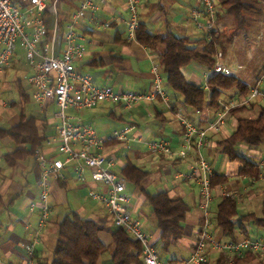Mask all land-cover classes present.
Wrapping results in <instances>:
<instances>
[{
  "label": "crops",
  "instance_id": "0c3cea01",
  "mask_svg": "<svg viewBox=\"0 0 264 264\" xmlns=\"http://www.w3.org/2000/svg\"><path fill=\"white\" fill-rule=\"evenodd\" d=\"M162 1L164 4H162ZM79 2L80 0H72V4L67 10L60 9L59 11L57 8L56 21L59 30L55 53H59L63 46L61 35L71 22V14ZM193 7L201 8L197 0H141L138 8L139 23L144 24L147 30L152 33L163 34L169 30L178 36L187 37L191 42L190 45H196L200 50L202 46L199 40L204 35L197 30L195 21L190 17L189 11ZM127 17L128 11L123 0H106L96 19L89 20L86 17L76 21L75 29L82 35V39L78 41L85 48V54L76 63V69L81 73L90 75L93 82L99 86L109 85L114 90L143 91L152 82L154 76L152 67L154 64L158 65L160 49L141 45L137 40H128L125 24ZM257 19H260V16H256L253 20L256 21ZM46 20L48 30L51 32L55 25V18L48 15ZM199 20H204L202 14H200ZM227 20L229 19L219 18L218 21H215V29L224 31L227 22H230V20ZM104 22L109 23L108 27L101 25ZM224 56L223 51L221 63L230 68ZM14 59L15 57H13L10 65L0 72V93L6 89L5 82L7 79L15 75L21 104L17 109L15 102L0 98V123L1 121L8 123L7 126L0 124V128L6 129L18 124L21 115L26 118L34 117L39 132L44 138L33 155H28L15 165L10 166L5 161L4 155L13 151L16 145L8 136L0 137V264H27L22 244L32 240L39 217L37 209L32 212L28 209L29 203L37 199V181L41 174V167L36 161L35 153L40 151L46 157L63 159V155L57 152V143L54 140L56 119L53 115L56 111V105L52 101L48 102L43 108L38 107L33 100V86L29 85L30 92H27L22 88L21 83V76L28 81L33 68L26 61L20 67H16ZM231 70L233 75L249 88L256 84L260 75L257 74L258 69L243 70L241 64H238L236 69ZM208 71V69L196 63H190L181 68L186 80L202 86H206L209 76ZM159 72L162 75L160 68ZM262 85L264 83L260 85V88H264ZM236 93V89L226 91L221 99H228ZM170 96L172 108L183 107L180 95L170 93ZM260 104H264V102H256L253 104V108H248L244 112L254 109L255 113L256 110H259ZM183 109L188 119L200 126H205L215 112L207 105L201 111L185 107ZM68 113L71 116L76 115L80 120L93 123L97 132L103 136L108 135L113 130L131 125L132 128L127 134V141L109 142L103 150L105 154L115 158L114 170L116 172L121 173L124 165L132 163L147 172L145 178L147 180L153 176L151 171L153 167L162 170L165 176L171 173V167L174 179L182 180L183 183H176L167 179H159L157 186L154 187L155 190L151 192L147 189L144 179L142 187L149 194L166 191L170 197L181 198L188 205L183 223V236L176 244L170 246L167 252L160 251L154 246L162 259H167L172 264H183L188 257L194 235L202 224V211L198 207V185L192 180L179 177L178 173L189 171L190 164L195 160V152L191 150L186 158H180L152 153L145 146L147 141L164 138L173 150L181 148L183 127L175 117L174 111L168 110L159 100H155L151 103L139 102L131 108L103 102L96 107L84 109L79 113L73 110H69ZM1 116H4V118H1ZM237 117L238 115L228 117L222 134L208 133L206 144L200 150L204 159L216 172V175L226 178L224 183L213 187L210 217H212L213 202L223 198L221 196L223 190L230 193L232 198L237 201L238 214L240 210L251 213L255 208L254 203L256 202V205L261 203L257 199V193L260 189L256 186L260 181H264V173L258 181L239 174L242 167L241 163L230 161L222 154L217 144L219 139L227 137L235 130ZM241 152L246 156L264 158L261 151L257 149L242 147ZM146 167H149V169H146ZM89 174L90 170L87 169V180L84 182L79 181L76 178L73 165L65 164L61 171L62 178L50 179L48 203L51 212L46 227L41 232L35 245L33 264H50L56 240L57 224L66 212L74 211L80 216L111 227L112 223L108 210L102 203L94 199H89L85 203L83 201V199L87 200L86 195L89 187L99 190L102 186L100 183L91 182ZM126 193L129 196L128 208L132 216L141 222L150 241L156 243L160 231L151 207L145 199L144 192L127 181ZM237 223L239 222L237 221ZM243 228L237 226L234 230V236L239 238L243 236L251 237L250 232L252 231L260 233L261 236L258 237L262 238L264 236V229H259L260 227L247 229L243 225ZM210 231L218 239H228L221 229L216 228L213 223ZM99 238L105 245L109 244L112 239L108 229L101 231ZM181 250L185 251V254H181ZM218 255L219 253L213 250L208 252L211 261L216 260ZM109 256V253L102 255L98 260V264H103L104 261L109 259ZM252 263L254 262L246 264Z\"/></svg>",
  "mask_w": 264,
  "mask_h": 264
},
{
  "label": "built area",
  "instance_id": "2783aa9c",
  "mask_svg": "<svg viewBox=\"0 0 264 264\" xmlns=\"http://www.w3.org/2000/svg\"><path fill=\"white\" fill-rule=\"evenodd\" d=\"M59 0H0V72L8 67L15 55L16 46L23 50L26 63L33 68L28 82L33 86V100L38 107L43 108L48 102H54L56 111L57 152L63 159L46 157L42 152L35 153L36 161L41 167V174L37 181V199L30 202V212L38 210L39 217L33 238L22 244L27 264H33L35 245L41 232L45 229L50 216L48 203L50 193V179L62 178L61 171L65 164H72L79 181H86V170H90L91 182L100 183L99 190L89 187L87 196L102 203L108 210L113 225L123 228L140 244V257L143 264H172L162 259L157 249L152 245L148 234L141 222L132 216L129 208V196L126 193L127 179L114 170L115 158L103 152L105 146L113 141H127V134L131 125L113 130L108 135H100L96 127L89 121L80 120L76 115L71 116L68 111L76 113L84 109H91L100 103L122 105L131 108L139 102L151 103L159 100L168 110L172 109L170 92L166 88L159 66L152 67L153 79L150 86L143 91L131 89L114 90L109 85L99 86L93 82L90 75L76 69V63L84 54V45L78 40L82 35L75 29V23L81 18L96 19L106 0H80L71 14V22L61 35L63 46L59 53H55L57 26V2ZM200 9H190V17L195 21L198 31L210 40L215 30L216 0H197ZM48 2H50L48 4ZM128 17L125 20L126 37L136 41V30L139 23L138 8L141 0H123ZM264 10V5H262ZM202 14L204 20H199ZM55 18V25L51 32L48 30L47 16ZM108 27L109 23L101 24ZM222 52L216 54V61L208 74H232V70L220 62ZM264 71L260 73L256 84L246 95H232L228 99H218V108L211 120L205 126H200L188 119L183 107H175L174 115L183 127V141L181 148L173 150L167 140L159 138L145 142L146 148L155 154L186 158L191 150L195 152V160L190 164L186 173L178 176L192 180L198 185V207L202 211V224L194 235L188 257L183 264H205L209 260V250L222 253L233 263L234 258L245 253H253L264 257V239L248 236L228 239H218L212 232L210 204L213 200L211 179L216 175L212 166L204 159L200 150L206 144L208 133L222 134L230 111L235 107H249L256 102H264ZM259 169H264V158L257 162ZM221 196L231 197L226 191Z\"/></svg>",
  "mask_w": 264,
  "mask_h": 264
},
{
  "label": "trees",
  "instance_id": "16d2710c",
  "mask_svg": "<svg viewBox=\"0 0 264 264\" xmlns=\"http://www.w3.org/2000/svg\"><path fill=\"white\" fill-rule=\"evenodd\" d=\"M216 21L219 18L230 20V31L212 32L210 40L202 37V48L190 45L187 37L178 36L167 30L165 33H152L144 24L138 23L136 40L144 46L160 49L158 66L165 80L168 91L181 96L183 107L201 111L205 105L215 111L218 108V99L224 92L236 89V95L243 96L249 92V87L241 82L235 75L210 73L206 86L189 82L181 72V68L196 63L211 70L216 61L217 52H223L225 44L231 42L239 30L249 26L250 16H259L264 13L262 5L264 0H216ZM255 104V103H253ZM253 104L249 107H252ZM249 107L240 106L233 108L229 116L237 115ZM171 111H175L172 108ZM8 136L16 145L15 149L4 155L5 161L10 166L19 160L33 155L35 149L40 147L43 136L40 134L36 119L21 115L18 124L9 128H0V137ZM220 151L230 161L241 163L239 174L248 176L251 180L258 181L264 169L257 167L261 158L246 156L237 151V145L247 148L264 146V104L259 105L258 114L255 117H237L235 130L227 137L217 142ZM264 156V151H261ZM128 182L133 183L142 192L151 207L152 214L160 231L159 239L153 246L160 251L167 252L169 247L176 244L183 236L184 219L188 205L181 198H173L166 191L149 194L142 187L147 172L132 163H127L121 169ZM224 176L215 175L211 179L212 188L224 183ZM237 201L231 197H224L216 202L212 212L211 221L216 228L221 229L226 238H235L236 227L243 228V222H251L264 229V192L260 203V214L244 213L238 216ZM238 224V225H237ZM108 229L111 233V241L105 245L99 238V233ZM140 244L133 239L123 228L111 225L107 227L98 221L78 215L74 211L66 212L57 224L56 240L52 251L50 264H98L99 258L109 253V259L103 264H143L140 257ZM161 257V255H160ZM264 264V257H258L253 253H246L236 257L233 263L219 253L216 260H208L205 264Z\"/></svg>",
  "mask_w": 264,
  "mask_h": 264
},
{
  "label": "rangeland",
  "instance_id": "374dc122",
  "mask_svg": "<svg viewBox=\"0 0 264 264\" xmlns=\"http://www.w3.org/2000/svg\"><path fill=\"white\" fill-rule=\"evenodd\" d=\"M72 4V0H60L57 2V8L62 9V10H67ZM162 4L163 1H162ZM260 19H257L254 21L253 19L256 17L255 16H250L248 20L250 21L249 26L245 27L244 29H241L238 31V33L233 37L231 42H228L224 46V59L226 60V63L229 64L231 69H236L238 64H241L243 66V70L246 69H251V70H257V74L262 73L264 71V13L260 14ZM227 19V18H226ZM229 21V20H227ZM228 24L226 25L225 31H230V26L231 22H227ZM162 32V31H159ZM22 48L17 45L16 46V55L15 57V64L17 65L16 67H20V65L23 64L25 61L23 58V53H22ZM221 62V59H220ZM262 70V71H261ZM6 89L0 93V98L3 100L7 101H13L16 104V108L19 109L20 106V96L18 92V85L16 82V76L8 78L7 81L5 82ZM21 83H22V88L25 89L27 92H30V86L31 84L21 76ZM30 85V86H29ZM264 86V85H262ZM264 89V88H262ZM253 108V107H249ZM248 109V108H247ZM247 109H244L237 115L239 117H255L258 114V111L254 113V109L244 112ZM1 118H4V116H1ZM2 126H7L8 123L5 121H1L0 123ZM246 147L243 145H237L236 149L237 151L241 152V148ZM252 149H257L259 151H264V146L260 147H251ZM154 168V169H153ZM151 169L153 176L149 177L147 180L145 179L144 183L147 187L148 190L153 192L155 189L154 187L157 186L158 180H169V181H174L176 183H183L181 179H174L173 173H172V168L170 167L171 173L169 175H164L162 170H157L155 167ZM146 169H149V167H146ZM152 179H154L152 181ZM260 191L257 193V199L260 202L262 199V192H264V181H260L257 183V186ZM86 199H83L84 203L87 202L89 198L86 195ZM82 201V200H81ZM216 200L213 202V208L216 204ZM255 208L253 209V212L255 214L260 213V205H256V202L254 203ZM246 211L240 210L239 215L242 213H245ZM239 215L236 217V221H239ZM244 227L247 229H252L253 227H256L253 223L244 221L243 222ZM261 229V228H259ZM250 236L252 238H255L254 236H261L260 233H256L255 231L250 232ZM261 238V237H258ZM262 239H264V236H262ZM181 254H185V251L181 250Z\"/></svg>",
  "mask_w": 264,
  "mask_h": 264
}]
</instances>
